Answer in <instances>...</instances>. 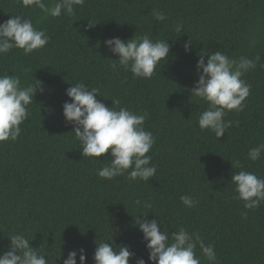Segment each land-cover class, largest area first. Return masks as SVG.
Wrapping results in <instances>:
<instances>
[{
  "label": "trees",
  "instance_id": "obj_1",
  "mask_svg": "<svg viewBox=\"0 0 264 264\" xmlns=\"http://www.w3.org/2000/svg\"><path fill=\"white\" fill-rule=\"evenodd\" d=\"M45 3L51 6L53 0ZM153 9L168 19L155 21ZM16 15L30 18L51 39L27 56L20 49L0 56V74L17 75L22 84L37 79L45 85L17 140L0 142V254L8 250L7 236L24 232L49 264H63L68 252L79 248L86 250V264H95L96 241L113 232L117 246H130L137 258L152 264L134 222L147 211L146 218L163 221L162 230L166 226L169 234L180 226L199 232L214 245L218 264H264V203L245 209L243 201L234 199L230 183L240 170L232 168L237 159L244 170L264 177V153L255 162L248 158L250 148L264 143V0H85L75 17L46 19L40 9L24 7L20 0H0V23ZM89 19L97 24L84 31ZM176 22H183L181 33L173 31ZM144 34L168 40L166 62L151 79L113 70L106 58L117 57L103 41ZM189 39L186 53L182 45ZM206 50L261 57L244 77L251 84L246 107L228 112L224 119L233 126L218 139L199 128L198 116L207 105L190 92L198 80V54ZM78 82L99 89L97 99L107 106L119 99L120 107L147 113L144 128L155 137L147 155L157 167L149 182L131 181L127 173L105 180L97 171L109 163L110 154L82 156L74 125L65 121L62 108L70 102L66 89ZM184 195L199 203L185 207ZM136 198L153 207L138 208ZM197 255L201 264H210L199 248Z\"/></svg>",
  "mask_w": 264,
  "mask_h": 264
},
{
  "label": "clouds",
  "instance_id": "obj_2",
  "mask_svg": "<svg viewBox=\"0 0 264 264\" xmlns=\"http://www.w3.org/2000/svg\"><path fill=\"white\" fill-rule=\"evenodd\" d=\"M24 7H35L47 17H75L77 8H82L85 0H53L51 6L45 0H20ZM152 17L163 23L168 19L163 11L153 9ZM97 23L87 20L84 31L93 28ZM183 22H176L173 31L181 33ZM50 36L45 29L38 28L30 18L19 15L0 23V56L13 49H20L25 56L45 48ZM108 52L116 59L106 58L113 70L118 67L130 71L134 78L151 79L161 62H166L170 54V45L166 39H153L149 34L134 35L131 39L122 40L111 37L103 41ZM192 40L183 43L187 53ZM205 56L207 61L205 62ZM261 57L253 58L247 55L229 57L223 51H204L198 54L196 71L198 80L190 89L191 97L206 103L207 107L198 116V126L211 131L216 138L224 136L233 126V121L224 117L230 111L241 112L246 107L244 103L250 95L251 84L244 79L245 74L257 67ZM31 69H28L30 71ZM45 85L40 80L22 84L19 76L0 74V142H15L20 136L21 124L30 114V106L35 102L37 92L43 94ZM70 102L63 105V116L67 123L74 125L75 137L80 144L83 157L99 158L110 154L109 163L97 171V175L105 180H112L127 173L131 181L149 182L155 177L156 165L152 164L151 155H147L155 144L151 131L144 128L147 113L137 114L127 107H120L119 99H112V105L107 106L97 99L101 96L99 89L89 88L84 83L71 84L66 89ZM238 126V122H235ZM264 153V143L248 150V158L258 161ZM232 168L240 169L233 172L231 182L235 188L234 199L243 201L245 209H256L264 203V177L243 169L237 159L231 161ZM130 170V171H129ZM187 208L195 207L199 201L189 195L180 197ZM133 204L141 209L153 207L149 200L136 198ZM145 216L134 218L143 234L148 261L152 264H201V256L210 264H218L214 245L205 243L199 232H190L180 226L169 234L168 228L160 219H147ZM154 214V213H153ZM155 215V214H154ZM156 216V215H155ZM246 219L247 212L242 213ZM158 217V216H156ZM7 238L10 241L8 250L0 254V264H49L48 256L40 248L30 245L33 240L24 232H13ZM62 255V254H61ZM58 255L56 258L61 257ZM47 257V259H46ZM86 264L87 253L84 248L70 250L63 264ZM95 264H146L144 258H137L130 246H117L113 241V232L109 238L96 241L92 257Z\"/></svg>",
  "mask_w": 264,
  "mask_h": 264
}]
</instances>
